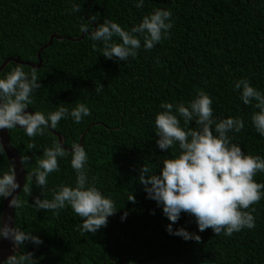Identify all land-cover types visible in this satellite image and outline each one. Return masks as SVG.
Wrapping results in <instances>:
<instances>
[{"label":"trees","instance_id":"trees-1","mask_svg":"<svg viewBox=\"0 0 264 264\" xmlns=\"http://www.w3.org/2000/svg\"><path fill=\"white\" fill-rule=\"evenodd\" d=\"M136 2L0 0V64L8 57L36 63V52L47 43L49 35L78 39L80 25L93 15L96 20L90 21L89 35L104 19L130 31L154 9L170 10L173 14L170 38L150 51L142 46L137 57H130L127 62L106 59L100 51H93V43L98 48L103 44L91 41L84 33L75 42L53 39L40 52L41 88L33 94L34 103L27 109L47 116L62 104L69 111L77 103L89 107L92 115L79 124L69 117L51 130L62 136L65 148L78 143L86 130L82 146L89 157V181L114 200L117 212L95 234H82L78 229L82 218L70 206L60 210L59 216L32 206L34 197L45 198L33 177L31 195L23 193V187L18 194L24 207L14 208L13 227L31 232L43 243L26 242L19 252H32L37 264H113L120 260L124 235L128 247L124 264H155L167 257L185 264H264V198L252 206L256 209V227L242 229L231 237L216 235L211 228L200 232L195 218L182 212L172 228L199 235L201 240L197 243L166 231L171 222L162 206L148 199L138 182L144 163L152 169L150 174H159L163 161L180 153L178 144L169 150H161L156 144L155 116L165 110L160 108L161 103L184 102L187 106L198 90L213 98L217 121L243 118L244 129L228 133L235 137L232 143L238 144L245 155L264 158V137L251 122V115L259 109L245 105L240 91L233 90L235 81L247 78L251 86L264 93V0H144L142 8H137ZM74 3L81 4V12L71 11ZM15 67L16 64L8 63L0 78ZM24 71L30 73L31 68L24 66ZM99 84L104 88L97 93L94 90ZM179 119L183 127V119ZM190 127H196L194 121ZM7 133L20 160L29 157L21 162L25 184L26 176L42 158V147H51L56 138L49 131L34 140L23 129L14 128ZM30 142L37 147L29 150ZM58 163L60 171L47 178L48 199L61 185L75 187L71 155L58 158ZM7 171L9 165L2 152L0 177ZM254 180L264 183V173H258ZM132 194L136 203L128 201ZM1 207L2 197L0 213ZM125 212L127 217L122 221Z\"/></svg>","mask_w":264,"mask_h":264},{"label":"clouds","instance_id":"clouds-1","mask_svg":"<svg viewBox=\"0 0 264 264\" xmlns=\"http://www.w3.org/2000/svg\"><path fill=\"white\" fill-rule=\"evenodd\" d=\"M135 6L142 8L144 0H137ZM71 11L81 12V4H72ZM172 15L170 10L154 9L130 31L111 19H104L89 35L90 21L96 20L93 15L90 21L80 25V31L91 41L102 42V48L93 43V51H100L106 59L127 62L130 57H137L142 46L145 51H150L170 38ZM114 37L121 42H115ZM38 71L37 67H32L30 73L25 72L24 65L17 64L5 78H0V130H12L20 126L34 140L37 136L46 135L50 128L56 129L62 119L71 117L79 124L85 117L92 115L84 103H77L71 111L62 104L47 116L39 111L34 114L25 111L34 103L33 94L41 88ZM103 88L99 84L94 91L99 93ZM233 90L240 91V99L245 105L259 109L251 115V122L255 130L264 137V93L251 86L247 78L235 81ZM212 104L213 98L204 90H198L187 106L184 102H162L160 108L165 110L155 116V134L158 137L156 144L161 150L173 149L178 144L180 153L175 158L165 159L159 174H150L152 169L144 163L138 177L147 198L162 206L163 214L171 222L166 231L170 235L182 237L186 241L195 240L197 243L201 240L199 235L189 233L184 228L175 231L172 228L182 212L195 218L200 232L211 228L216 235L231 237L242 229L251 230L256 227L253 215L256 209L252 206L264 198V183L254 180L258 173H264V158L245 155L238 144L232 143L235 137L228 135L229 132L239 133L244 129L243 118L228 117L217 121L213 116ZM178 117L183 119V127ZM192 121L195 122V128L190 127ZM36 147L34 142L27 145L29 150ZM42 149V158L37 160V166L26 176L22 189L23 193L31 195L33 177L35 185L42 188L41 196L45 198L34 197L32 206L37 211H52L56 216H59L60 210L70 206L82 218V223L78 225L82 234H95L106 227L108 218L116 214L117 208L112 198L105 197L89 181V157L85 148L79 143H73L69 151L62 146L60 140H53L51 147ZM2 152L3 145H0V153ZM69 155L71 167L76 173L75 187L61 185L53 192L52 198L48 199L47 178L51 173L60 171L58 158H67ZM28 160L27 156L21 157L22 163ZM19 188L16 170L10 164L9 171L0 177V197H11L9 207H24V201L19 195H13ZM128 201L136 203L135 196L130 195ZM152 214H155L154 211ZM126 217L127 212L121 216V220ZM0 238L11 241L15 253L9 255L3 264H37L32 252L20 253L16 250L26 242L42 244L43 241L38 236L18 227H11L0 217Z\"/></svg>","mask_w":264,"mask_h":264},{"label":"water","instance_id":"water-1","mask_svg":"<svg viewBox=\"0 0 264 264\" xmlns=\"http://www.w3.org/2000/svg\"><path fill=\"white\" fill-rule=\"evenodd\" d=\"M83 33L81 32L78 39H69L66 37H58L55 34H51L48 37V41L45 45L41 46L37 52H36V63H30V62H22V61H18L16 58L12 57H8L5 58L4 60H2L1 64H0V72L6 67V65L8 63H13V64H23L24 66H27L29 68L32 67H37L39 68L41 65V61L39 59V55L40 52L42 50H44L45 48H47L50 44L51 41L53 39L60 41L62 39H67L70 41H77L80 38H82ZM25 111L33 114L29 109H26ZM18 130L22 129L20 128V126H17ZM50 132V134L52 136H54L56 138V140H60L63 145V138L60 134L55 133L51 130V128L48 130ZM86 133V130H84V132L79 136L78 138V143L82 145V139L84 137ZM0 145H3V154L8 162V165L10 167V164L13 165V167L16 170V180L20 185V188L16 190L15 193H13V195H18L21 188L23 187L24 184V177H25V172L23 171V167H22V163L21 160L19 158V156L16 154V152L14 151V149L12 148V146L9 143V139H8V133L7 130H0ZM65 148V147H64ZM66 150L71 151V148H65ZM11 197L8 198H2V207H1V213H0V217L3 218L4 221H6L9 226L13 227V219H14V207H9V201H10ZM10 218V219H9ZM121 243L124 246V249L122 250L121 254H120V260L118 262H114L113 264H124V256L128 251V247L125 243V236L122 235L121 237ZM16 251L19 252V249H17ZM15 254L13 251V244L11 241L7 240V239H3L0 238V264H3V262L7 259V257L9 255ZM19 254V253H18ZM155 264H158V262H155Z\"/></svg>","mask_w":264,"mask_h":264},{"label":"rangeland","instance_id":"rangeland-1","mask_svg":"<svg viewBox=\"0 0 264 264\" xmlns=\"http://www.w3.org/2000/svg\"><path fill=\"white\" fill-rule=\"evenodd\" d=\"M150 264H152V263H150ZM158 264H185V263H179V262H176L173 259L167 257V258H163L160 261H158ZM197 264H212V263H197Z\"/></svg>","mask_w":264,"mask_h":264}]
</instances>
